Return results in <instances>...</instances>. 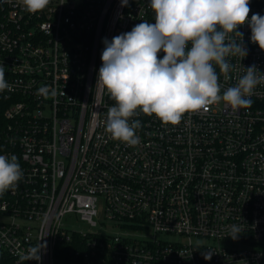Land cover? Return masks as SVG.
Segmentation results:
<instances>
[{"label":"built area","instance_id":"2783aa9c","mask_svg":"<svg viewBox=\"0 0 264 264\" xmlns=\"http://www.w3.org/2000/svg\"><path fill=\"white\" fill-rule=\"evenodd\" d=\"M149 2L50 0L33 14L22 0H0L11 87L0 92V154L23 171L0 194V264H264L254 246L264 241V84L236 112L221 101L176 125L141 112L131 118L141 124L136 146L105 130L115 102L96 85L102 41L155 23ZM250 8L249 18L264 15V0ZM238 30L248 54L229 58L227 79L216 69L220 95L244 67L264 72L251 29ZM42 86L57 96H38ZM39 242L40 262L21 259Z\"/></svg>","mask_w":264,"mask_h":264},{"label":"clouds","instance_id":"9594fccd","mask_svg":"<svg viewBox=\"0 0 264 264\" xmlns=\"http://www.w3.org/2000/svg\"><path fill=\"white\" fill-rule=\"evenodd\" d=\"M49 2L22 0L25 10L33 14ZM128 3L121 0L122 6ZM149 6L155 23L143 21L111 41H102L96 85L115 102L107 111L106 132L114 140L136 146L141 124L131 118L141 112L155 115L165 125H176L186 112L207 110L221 101L233 112L250 108L254 90L264 84V72L255 65L244 67L245 74L223 95L219 83V74L227 79L234 67L229 58L242 60L248 54L239 27L247 25L251 42L264 51V15L254 13L249 18L250 0H150ZM5 90L11 87L5 66L0 65V92ZM36 94L54 98L57 90L42 86ZM22 177L17 157L0 154V194L14 189ZM240 233V227L232 225L227 236L235 240ZM44 248L46 243L39 242L21 259L40 262ZM212 254L202 253L205 260Z\"/></svg>","mask_w":264,"mask_h":264},{"label":"rangeland","instance_id":"374dc122","mask_svg":"<svg viewBox=\"0 0 264 264\" xmlns=\"http://www.w3.org/2000/svg\"><path fill=\"white\" fill-rule=\"evenodd\" d=\"M72 224L77 225V226H84V224H82V222H80L79 220L72 222ZM254 246L258 249H263L264 250V241L255 243Z\"/></svg>","mask_w":264,"mask_h":264},{"label":"trees","instance_id":"16d2710c","mask_svg":"<svg viewBox=\"0 0 264 264\" xmlns=\"http://www.w3.org/2000/svg\"><path fill=\"white\" fill-rule=\"evenodd\" d=\"M5 110V102L0 99V127L4 124L3 112Z\"/></svg>","mask_w":264,"mask_h":264}]
</instances>
